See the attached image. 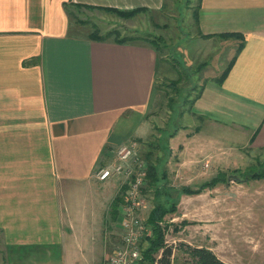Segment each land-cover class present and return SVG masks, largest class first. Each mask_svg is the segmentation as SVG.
<instances>
[{
    "label": "crops",
    "instance_id": "1",
    "mask_svg": "<svg viewBox=\"0 0 264 264\" xmlns=\"http://www.w3.org/2000/svg\"><path fill=\"white\" fill-rule=\"evenodd\" d=\"M165 3L0 0L4 247L35 248L48 257L57 245L59 264H67L72 244L91 248L100 243L107 254L105 233L117 219L111 202L119 182L113 183L115 177L99 181L95 173L113 156L105 151L140 135L135 129L144 121L148 126L165 70L149 42L90 39L76 33L70 20L74 6L88 5L143 8L132 18L143 22L146 16L161 15ZM196 14V39L230 47L235 59L224 81L208 78L193 101L190 111L200 122L195 135L204 132L209 138L215 130L236 129L243 141L264 149V0H201ZM224 33L243 36L239 51L241 40ZM135 115L140 118L136 126L126 129L124 122ZM2 262L38 263L30 255L5 256Z\"/></svg>",
    "mask_w": 264,
    "mask_h": 264
},
{
    "label": "rangeland",
    "instance_id": "2",
    "mask_svg": "<svg viewBox=\"0 0 264 264\" xmlns=\"http://www.w3.org/2000/svg\"><path fill=\"white\" fill-rule=\"evenodd\" d=\"M197 2L166 0L161 15L146 16L143 22L132 19L138 12L124 17L103 9L74 6L70 25L83 36H89L94 30L100 35L110 32V38L153 39L159 48L160 69L163 67L165 74L157 82L155 103L147 115L148 126L145 127L143 120L145 125L135 129V133H142L128 140L136 142L138 154L146 166L144 156L148 145L156 141L163 144L154 156L160 158L158 176L164 172V179L160 180L159 190L154 193L145 176L147 207L141 215L149 234L146 217L154 200L164 199L165 194L170 198L172 209L164 215L162 223L165 244L173 251L172 264H195L182 244L206 247L227 264H264V177L252 176L264 167V149L253 148L243 141L236 129L215 130L209 138L204 132L197 135L194 132L200 122L191 114V101L208 78L220 75L233 54L228 46L204 45L196 39L193 13ZM139 119L135 115L123 126L134 129ZM119 128L117 125L114 133ZM168 132L179 135L168 139ZM105 152L108 156L113 155L111 149ZM221 173H225L222 182L201 188L204 181L219 177ZM114 177L117 179L113 183L119 182L120 201L117 219L105 233L107 254L104 255L100 243L91 248L72 244L67 251V264H107L114 248L121 244L124 186L120 177ZM184 187L197 192L184 193ZM97 236L100 239L98 233ZM144 245L142 239L140 251ZM4 246L0 231V264H4L5 256L18 258L25 255L36 258L37 264L45 261V264H59L61 250L57 245L49 249L48 257L43 250Z\"/></svg>",
    "mask_w": 264,
    "mask_h": 264
},
{
    "label": "trees",
    "instance_id": "3",
    "mask_svg": "<svg viewBox=\"0 0 264 264\" xmlns=\"http://www.w3.org/2000/svg\"><path fill=\"white\" fill-rule=\"evenodd\" d=\"M201 0H198L196 9L193 13L194 20L197 22V9L200 6ZM76 6H84V7H89V8H98V7H93V6H88V5H76ZM98 9H103L108 12L116 13L117 15L124 16V17H129L137 12L140 11H145L143 8H137V9H132V10H119L115 8H109V7H104V8H98ZM73 16V15H72ZM90 39L94 40H107L110 39L111 33H105L103 35H100L97 33L96 30L92 31L91 33L88 34ZM221 36H235L239 38L241 41L239 42V45L237 46L236 51H239L243 45V36L241 34H236V33H224ZM115 41L118 42H125L129 39H126L125 37L122 38H112ZM147 42H149L155 49L159 52L158 46L155 44L156 42L153 39H146ZM235 59V55L232 57V59L229 61V63L226 65V67L223 69V71L220 73L218 77L215 78L216 82L221 84L224 79L226 78L233 61ZM200 93V91H199ZM199 93L195 96V98L199 95ZM193 99V101L195 100ZM191 101V105L193 103ZM191 109V108H190ZM166 134V133H165ZM171 135V136H169ZM174 136L172 135L171 132H168V139L170 137ZM157 143H152L148 145V151L146 152V156H144L147 160V185L153 188L154 193L156 190H159V182L163 178L164 179V172H162L161 176H158L159 171H158V164H159V157L154 156L155 152L157 151L156 149H162L163 144H161V141H156ZM164 145H167V142H165ZM164 150V149H163ZM151 158V159H150ZM225 173L219 174V177H213L208 181H204L201 184L202 187H209L215 185L217 182H222L224 180V175ZM223 176V177H222ZM253 177H258V178H263L264 177V167L262 168L261 171H256L252 174ZM184 193L187 194H192L196 193L197 190L190 189L188 187L183 188ZM143 193H145V187H143ZM160 195V194H159ZM162 195V194H161ZM166 195V194H165ZM164 195V199H160L159 197L156 198L153 202L152 208L149 210L147 217H146V222L150 227V233L143 238V243L145 244L140 251L141 258L138 260L136 264H172V255L173 251L172 248L167 246L165 244L164 240V230L165 226H163L162 220L164 218V215L172 209V203L168 201L170 198L168 196ZM168 195V194H167ZM119 195L116 194L114 199L111 202V213H116L117 208L119 206ZM186 248V250L190 253V255L194 258L195 264H227L224 261H222L220 258L216 256V254L206 248V247H190L185 244H182Z\"/></svg>",
    "mask_w": 264,
    "mask_h": 264
},
{
    "label": "built area",
    "instance_id": "4",
    "mask_svg": "<svg viewBox=\"0 0 264 264\" xmlns=\"http://www.w3.org/2000/svg\"><path fill=\"white\" fill-rule=\"evenodd\" d=\"M146 163L137 151L134 141L124 142L113 150V156L96 172L99 181L118 176L124 186L125 200L121 215V244L117 245L107 264H136L141 258L139 245L148 234L141 212L147 207L143 193Z\"/></svg>",
    "mask_w": 264,
    "mask_h": 264
}]
</instances>
